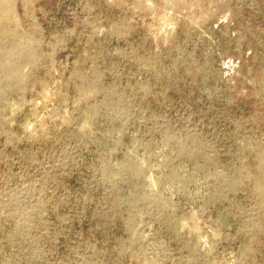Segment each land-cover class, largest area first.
I'll return each instance as SVG.
<instances>
[{"label": "rangeland", "instance_id": "rangeland-1", "mask_svg": "<svg viewBox=\"0 0 264 264\" xmlns=\"http://www.w3.org/2000/svg\"><path fill=\"white\" fill-rule=\"evenodd\" d=\"M0 264H264V0H0Z\"/></svg>", "mask_w": 264, "mask_h": 264}]
</instances>
